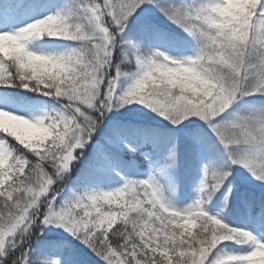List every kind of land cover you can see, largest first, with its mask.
<instances>
[{"label": "snow or ice", "instance_id": "snow-or-ice-1", "mask_svg": "<svg viewBox=\"0 0 264 264\" xmlns=\"http://www.w3.org/2000/svg\"><path fill=\"white\" fill-rule=\"evenodd\" d=\"M0 264H264V0H0Z\"/></svg>", "mask_w": 264, "mask_h": 264}, {"label": "trees", "instance_id": "trees-1", "mask_svg": "<svg viewBox=\"0 0 264 264\" xmlns=\"http://www.w3.org/2000/svg\"><path fill=\"white\" fill-rule=\"evenodd\" d=\"M192 195H193V197H194L195 193H193Z\"/></svg>", "mask_w": 264, "mask_h": 264}]
</instances>
